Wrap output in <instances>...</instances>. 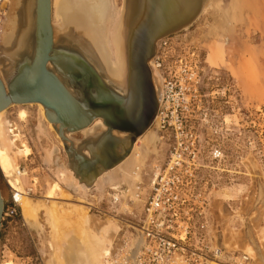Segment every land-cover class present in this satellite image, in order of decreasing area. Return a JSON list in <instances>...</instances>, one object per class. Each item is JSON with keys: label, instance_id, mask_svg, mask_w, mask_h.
Returning a JSON list of instances; mask_svg holds the SVG:
<instances>
[{"label": "rangeland", "instance_id": "obj_1", "mask_svg": "<svg viewBox=\"0 0 264 264\" xmlns=\"http://www.w3.org/2000/svg\"><path fill=\"white\" fill-rule=\"evenodd\" d=\"M113 1L121 10L123 0ZM207 6L190 27L171 37L187 35L198 50L200 89L204 95L198 113L206 114L208 120L200 123V129L209 134L210 144L219 145L224 151L225 168L235 170V175L211 171L207 184L197 186L204 197H208V239L212 248L216 245L225 252L221 257L223 264H264V0H217L213 7L210 0ZM214 19L220 22L216 33L209 30ZM59 21L55 22L52 17V24L57 25ZM26 106L24 120L18 117L20 107L16 106L0 115V124H3L0 127V153L7 151L12 155L18 169L17 174L11 175L0 165V193L5 204L10 198V190L22 192L33 188L32 193L24 194L22 198L28 201L36 224L25 221L21 199L19 218L9 227H1L0 261L14 264H111L112 250L117 243L121 246L118 250L123 247L128 226L135 225L142 211L154 168L167 156L169 147L158 128V120L149 131L153 136V148L142 156L141 166L136 163L138 160L135 161L138 164L135 170L139 167L137 178L134 179L136 174H132L133 178H128L134 180L132 185L127 178L117 184L127 188L122 198L129 196L132 200L111 205L108 194L113 182L106 179L100 189L80 185L74 173L66 167L64 146L56 141L60 140L56 133L49 130L42 109L38 105ZM72 137L81 139L83 136ZM25 148L30 149L27 157L21 156ZM55 185L59 192L71 195L59 198L55 194L53 213L64 215L70 212L74 216L76 236L69 231L66 240L68 243L76 237L75 244L70 242L72 248L64 244L66 242L62 243L63 247L57 244L53 217L46 206L51 200L46 199V195ZM80 186L86 191H78ZM137 186L138 198L135 196ZM90 219L98 220L102 226H115L111 235L95 232ZM200 221V218L196 219V227ZM215 226L218 232H215ZM200 236L198 230L192 242H197ZM247 246L255 250L256 259L244 251ZM244 255L248 262L242 259ZM72 256L75 260L71 259Z\"/></svg>", "mask_w": 264, "mask_h": 264}, {"label": "water", "instance_id": "obj_2", "mask_svg": "<svg viewBox=\"0 0 264 264\" xmlns=\"http://www.w3.org/2000/svg\"><path fill=\"white\" fill-rule=\"evenodd\" d=\"M209 1L197 0L195 8L192 3L183 11L185 0H123L122 19L115 28L121 36L124 72L115 81L102 58L108 57L107 23L84 11L96 39L89 46L83 29L72 23L56 30L64 19L52 24L51 0H22L14 43L0 48V112L12 104L42 105L64 146L68 168L92 186L102 172L127 157L157 117L162 88L149 63L158 41L190 27ZM31 26V36L24 40V28ZM77 134L83 137H72ZM3 204L0 196V230ZM119 247L117 243L111 259Z\"/></svg>", "mask_w": 264, "mask_h": 264}, {"label": "built area", "instance_id": "obj_3", "mask_svg": "<svg viewBox=\"0 0 264 264\" xmlns=\"http://www.w3.org/2000/svg\"><path fill=\"white\" fill-rule=\"evenodd\" d=\"M7 10L8 0H0V34ZM150 69L161 83L162 101L156 119L169 149L165 161L152 172L150 190L135 225L128 226L123 247L109 261L111 264H223L221 257L225 252L216 245L212 248L208 239V197L197 186L207 184L211 171L235 175V170L225 168L224 151L219 145L210 144L209 134L200 129V123L208 120L206 114L198 113L204 97L200 89L198 50L187 35L162 39L157 43ZM136 189L138 198L139 187ZM32 191L31 187L22 192L9 191L1 227H9L19 218L21 199ZM126 192L127 188L122 187L111 190L109 203L119 205L132 200L129 196L122 198ZM198 218L201 221L196 227ZM198 230L201 238L193 243ZM214 230L218 232L216 226ZM129 239L134 243L129 244ZM242 259L248 260L246 256ZM5 262L1 260L0 264Z\"/></svg>", "mask_w": 264, "mask_h": 264}, {"label": "bare ground", "instance_id": "obj_4", "mask_svg": "<svg viewBox=\"0 0 264 264\" xmlns=\"http://www.w3.org/2000/svg\"><path fill=\"white\" fill-rule=\"evenodd\" d=\"M52 1H51L52 2L51 5H52V8L54 10L53 13H52L53 20H55V22H56V21H59V20L62 21V19H64L63 24H60L59 25V28L57 27L56 30H59L61 28L64 29V28L67 27L66 26L67 24L72 23V26H75L78 29L79 28L80 29H83L82 30V32L84 34L83 35V38L89 44V46L90 45L93 46L94 43L96 42V39H95V34H94V30H93L92 26L90 27L89 24H88V22L86 21V17H85V12L84 11H87L88 12V10H89V12H90V14L92 16L93 15L96 16V20L99 23L104 21L105 23L108 24L107 25V27H108L107 29L109 31L108 32V49H109L108 50V57H102V58L103 59L105 58L104 59V62H105V65L107 66L106 67L107 68V74L110 77V79L111 80L114 79L115 81H120L121 78H122V74L124 72V70H123L124 62H123V59H122V52H121V50H122L121 49V36L117 32L118 31L117 28H115V27H117L116 25L119 24L118 21L120 22V20L122 19V16H120L121 10H120L119 7H117L115 5V2L113 0H52ZM187 2H188V4H187ZM216 2H217V0H212V7H213V5H216ZM8 3H9L8 4L9 5V9H8V13H7L8 15H7L6 20H5V23H4L3 32L0 35V48H1V46H7V45L8 46L9 45L11 46L14 43V36L17 34L18 29L20 28V24H21L20 15L21 16L23 15V12H22V10H23L22 0L21 1L20 0H8ZM192 3H194L192 5V6H194L193 8H195V5L197 3V0H185V4L186 5H185V8L183 9V11H185V10L187 11V8ZM207 7H209V5ZM205 10H207V9H205ZM217 11H218V9H217ZM220 18H217V19L220 20ZM214 20H215V22L213 21L214 24L215 23H217V24L216 25L213 24V26H211L209 28V30H210V32L214 31L216 33V31H217L216 28L220 27V22L218 20H216V19H214ZM221 26H223V24H221ZM31 28H32V26L29 27V29H27V30H25L26 27L24 28V33H23V39L24 40H27L26 39L27 36L28 37L31 36V32H29V30H31ZM212 29H214V30H212ZM210 35H212V34L210 33ZM99 60L101 61V58L100 57H99ZM109 60H110V63H109ZM150 63L152 64V60L150 61ZM150 63H149V68H150V65H151ZM156 76H157L156 72H153L152 73V77H153L154 80L156 79ZM26 105H31V106L32 105H36V106L38 105V107H40L42 109L41 112H43L42 114L44 115L45 120L49 124V130H51L52 133H55L53 126L51 125V123L46 118L45 110H44V108H43L42 105H40L38 103H34V104L33 103H29V104H25V105H14V104H12L9 107H11V106L20 107V110L18 111L17 115H18V117L21 120H24L27 117V112L25 110L27 108ZM8 108L2 110L0 112V115L5 110H7ZM39 115H41V114H39ZM155 121H156V119H155ZM155 121H154V123H155ZM100 124H101V122L99 120H97L96 121V125H100ZM2 126H3V124H0V127H2ZM149 131H151V130L150 129L147 130V132L142 137H140V138H138L136 140V142L134 143V145L132 147V150L127 155V157H125L120 163H118L117 165H115L113 168H111V169H109L107 171L102 172L96 178V180L94 181V183H93L92 186H89V185L84 184V182L81 180L80 177H74V178L76 179V181L80 185H84V187L87 188V189H90V188H95V189L96 188H99L100 189V188H102V185H105V184H102V183H104L105 180L108 179L107 181L113 182L112 186L110 185L111 186V190L112 189L113 190L119 189L120 188V186H119L120 185V182H122V180L123 181H126L125 180L126 178L127 179L129 177L131 178L132 177V174H133V176L136 174L135 177H134V179H136L137 178V174H138L137 171H138L139 167H138V169L136 168L137 169V171H136L135 170V166H137L138 164H139V166H141L139 162H142L141 161L142 158H143L142 156L144 154H146V152H148V150H150V149L153 148L152 147L153 145H151L152 144L151 143V140L153 139V136L152 135L150 136V133L151 132H149ZM56 141L61 145V147H63L61 140L58 141L56 139ZM124 146H125V144H124ZM134 146H135V148H134ZM21 153H22L21 156L27 157L30 154V149L29 148H25ZM49 157H50V155H49ZM137 160H138V162H136V163H138V164L136 165L135 161H137ZM16 163H17L16 159L14 157H12V155H10L7 151L4 154L0 153V165L3 168V170H5L6 172H9L11 175L17 174V170L18 169H17V164ZM67 163H68V156H67ZM66 167H68V165ZM68 170H70L72 172L71 169H68ZM134 170L136 172H134ZM18 174H19V172H18ZM128 180H127V182H128ZM132 180L131 181L129 180V182H128L130 185L133 184L132 183ZM127 182H125V183H127ZM128 183H127V185H129ZM117 184H119V185H117ZM80 187H81V189H79L78 191L83 190L82 186H80ZM51 190H54V192L51 191ZM51 190L46 195V199H51V200H48L47 201L46 206H48V209L51 211V214H52V217H53V225H54V229H55L56 241L58 240L57 241V244H59V246L61 245V247H63L62 246V243L63 242H66L64 244H67V245L71 246L70 245L71 244L70 242H73L74 241L73 244H75L77 242V241H75V240H77L76 237H74V238L72 237L71 238L72 240H70V242H68V243L66 241L67 238H68V233L67 232L71 231V233L73 235L75 233V224H74V219H73L74 216L70 215V212L69 213H65L64 215H61V214L58 215L57 213H56V215H54L55 212H54V208H53L54 207V201H53L54 198H53V196H55V194L58 197L60 196L59 198H62V197H71V195L69 193H66V192H59V189H58L57 185H55V187L53 189H51ZM61 190H63V188ZM84 191H86V190H83V192ZM118 193H120V192H118ZM0 196H1V193H0ZM1 199H2V196H1ZM22 199H23V202L22 203H24L23 204L24 205L23 211H24V218L26 219L25 221L29 222L31 225L36 224L34 215H32V211H31V208H30V205H29L28 201L26 199H24V198H22ZM2 202L4 203L3 199H2ZM3 206H4V204H3ZM1 219H2V217H1ZM90 223H91V228H93V230L96 229L95 232H98L100 234H107L108 233L109 235H111L112 229L115 227V226H107V225L102 226V225H100L98 223V220H94V219L91 220ZM74 236H76V235H74ZM71 248H72V246H71ZM74 248H73V250H74ZM67 250H69V249H67ZM244 251L252 259H256L255 258L256 257V252H255V250L252 247L247 246L244 249ZM72 253H74V251ZM76 255H77V253H76ZM73 258L74 257L72 256L71 259H73ZM74 260H75V258H74ZM6 264H12V263L9 261ZM211 264H218V263H211ZM258 264H261V263L258 262Z\"/></svg>", "mask_w": 264, "mask_h": 264}]
</instances>
